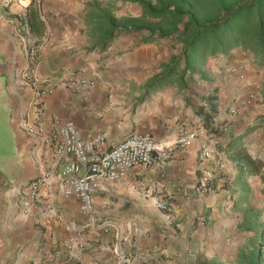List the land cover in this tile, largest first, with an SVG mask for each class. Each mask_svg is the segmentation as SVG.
<instances>
[{
    "label": "crops",
    "instance_id": "0c3cea01",
    "mask_svg": "<svg viewBox=\"0 0 264 264\" xmlns=\"http://www.w3.org/2000/svg\"><path fill=\"white\" fill-rule=\"evenodd\" d=\"M92 1L0 0V129H8L11 139L0 159V264L226 259L222 244H234L235 234L241 239L234 249L243 248L249 234L237 230L233 188H223L236 170L222 147L232 136L262 161L261 175L248 180L253 193L259 190L258 182L264 183V65L237 48L209 58L183 86L168 80L147 93L159 64L171 55L163 45L172 42L143 43L147 32H118L100 48L94 41L99 35L88 25ZM114 14L138 17L140 8L117 2ZM30 47L41 56L38 78L49 80V93L38 104L21 75ZM73 76L85 85L67 87ZM211 105L215 115L209 127H226L220 137L204 126ZM66 121L83 139L101 136V152L137 133L169 147L171 156L161 160L154 154L150 168H132L116 182L102 181L91 217L82 214L78 199L60 194L54 177L34 200L27 185L61 170L54 149L58 126ZM180 129L195 132L196 139L177 145ZM203 150L210 151L209 158L201 156ZM207 183L215 190L204 192Z\"/></svg>",
    "mask_w": 264,
    "mask_h": 264
},
{
    "label": "trees",
    "instance_id": "16d2710c",
    "mask_svg": "<svg viewBox=\"0 0 264 264\" xmlns=\"http://www.w3.org/2000/svg\"><path fill=\"white\" fill-rule=\"evenodd\" d=\"M117 2L137 5L140 15L116 17ZM87 8L88 25L99 35L94 41L100 48L107 46L118 32H147L149 36L143 43L166 39L180 45V54L160 64V72L147 84V93L168 80L183 86L201 72L209 58L237 48L249 52L257 64L264 65V0H108L106 3L94 0ZM203 78L201 75L200 79ZM210 111L203 116L204 126L213 137H220L226 127H209L215 106L211 105ZM222 153L236 170L234 178L224 182L223 188H233L230 198L232 211L237 214V230L249 234L245 248L238 252L233 264H264V207L252 203L254 193L248 182L249 178L261 175L263 163L232 136L223 145ZM205 187L215 190L212 183ZM209 264L221 262L211 260Z\"/></svg>",
    "mask_w": 264,
    "mask_h": 264
},
{
    "label": "built area",
    "instance_id": "2783aa9c",
    "mask_svg": "<svg viewBox=\"0 0 264 264\" xmlns=\"http://www.w3.org/2000/svg\"><path fill=\"white\" fill-rule=\"evenodd\" d=\"M27 57L29 65L21 75L30 86L38 104L49 93V80H40L37 76L41 56L36 47L28 48ZM65 83L67 87L76 89L84 86L86 82L73 76ZM94 85L93 82L88 83L89 87ZM41 113L39 108L36 112L37 121H40ZM57 136L54 154L62 162L60 172L55 176L44 174L32 180L26 187L27 193L32 199H38L40 189L54 177L60 194L78 199L80 211L88 217L92 216L94 194L102 181L116 182L132 168H150L155 163L154 154L161 160H167L171 156V149L159 146L149 134L132 133L114 147L102 152L98 150L104 144L101 136L88 135L83 139L70 121L58 126ZM196 137L195 132L180 129L175 143L186 146ZM201 156L204 159L209 158L210 151L203 150ZM202 189L206 191L205 186ZM160 208L167 209L164 205H160Z\"/></svg>",
    "mask_w": 264,
    "mask_h": 264
},
{
    "label": "rangeland",
    "instance_id": "374dc122",
    "mask_svg": "<svg viewBox=\"0 0 264 264\" xmlns=\"http://www.w3.org/2000/svg\"><path fill=\"white\" fill-rule=\"evenodd\" d=\"M175 46H176L175 44L170 43V45H168V46L167 45H163V48H164V51L167 48L169 54H171L170 55V57H171L172 55L180 54V45L178 46V48H176ZM170 57H168V59L165 60L162 63L168 62V60L170 59ZM160 64L158 66L159 71H160ZM3 130L0 129V134H3L4 133V136H2V135L0 136V138H1L0 139V159H2V157H3L4 153H5L2 150H4V148L6 149L7 146L11 147L10 144H9L10 141H11V139H10V132L8 131V129H6L4 131ZM258 183H259V186L261 188L259 190L258 189L256 190V192L253 194V196L251 198V201H252V203H254L258 207H264V183L262 184L260 181ZM233 236H234V244L228 245L229 242L222 244V251L224 250L225 246L227 247L226 250L223 251V253L228 254L229 257H227L226 259H224V258H222V256L221 257L219 256V257H213V258H210V259H205L204 262H203V264H209V262L211 260H217V261L221 262V264H233L234 263V260L236 259V256H237L238 252L241 249H244L245 248V246H244L243 248H239L237 250L234 249L235 248L236 241L238 239H241V238H239V236H237L235 234ZM246 239H247V237H245V239H244L245 242H247Z\"/></svg>",
    "mask_w": 264,
    "mask_h": 264
}]
</instances>
